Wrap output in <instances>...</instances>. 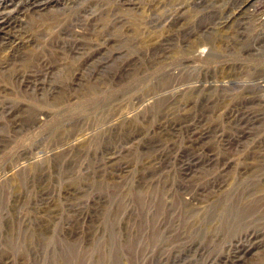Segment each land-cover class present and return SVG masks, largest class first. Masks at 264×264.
<instances>
[{
  "label": "rangeland",
  "instance_id": "1",
  "mask_svg": "<svg viewBox=\"0 0 264 264\" xmlns=\"http://www.w3.org/2000/svg\"><path fill=\"white\" fill-rule=\"evenodd\" d=\"M0 1V264H264V0Z\"/></svg>",
  "mask_w": 264,
  "mask_h": 264
},
{
  "label": "bare ground",
  "instance_id": "2",
  "mask_svg": "<svg viewBox=\"0 0 264 264\" xmlns=\"http://www.w3.org/2000/svg\"><path fill=\"white\" fill-rule=\"evenodd\" d=\"M6 2H8L7 0H6ZM51 2V0L49 1V0H35L34 1V3H32L31 5H36L37 4V6H43V7H45L44 5H47L48 3H50ZM8 4V3H7ZM6 5V4H5ZM3 7H5L4 6V3L2 2V1H0V26L2 25V26H6L7 27V15H10L11 14V12H10V10L9 11H7L8 12V14H6V15H4V13H7V12H3V11H1V9L3 8ZM42 8V7H41ZM3 10V9H2ZM11 19H13V17L11 18ZM12 22V21H11ZM5 28V27H4ZM2 29V28H1ZM15 33V32H14ZM22 33V32H21ZM18 76V75H17ZM24 84H26V85H30L31 84V80L30 79H26V78H24ZM261 88V87H260Z\"/></svg>",
  "mask_w": 264,
  "mask_h": 264
}]
</instances>
